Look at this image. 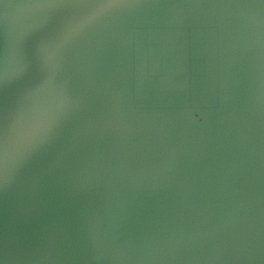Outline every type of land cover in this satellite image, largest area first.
<instances>
[{"label": "water", "instance_id": "water-1", "mask_svg": "<svg viewBox=\"0 0 264 264\" xmlns=\"http://www.w3.org/2000/svg\"><path fill=\"white\" fill-rule=\"evenodd\" d=\"M0 264H264V0H0Z\"/></svg>", "mask_w": 264, "mask_h": 264}]
</instances>
